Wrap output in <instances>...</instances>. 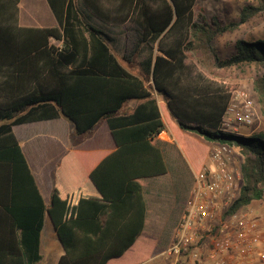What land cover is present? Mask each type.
<instances>
[{
	"label": "trees",
	"instance_id": "16d2710c",
	"mask_svg": "<svg viewBox=\"0 0 264 264\" xmlns=\"http://www.w3.org/2000/svg\"><path fill=\"white\" fill-rule=\"evenodd\" d=\"M196 1L47 0L57 25L27 27L19 23L20 0H0V264L40 260L46 211L64 251L57 264H105L121 256L144 227L139 179L167 173L154 141L165 122L191 164L194 145L185 137L200 145L205 156L207 146L198 136L240 148L241 187L228 211L263 196L264 132L243 136L225 131L223 116L235 86L209 77L201 67L260 66L254 90L264 103V28L256 39H236L227 57L220 58L213 46L217 35L263 11L264 0L243 6L237 20L225 23L196 13ZM86 14L122 27L120 58L114 38L93 26ZM135 60L142 75L123 65ZM151 91L162 95L176 127L165 114L163 120ZM131 99L141 102L121 113ZM58 116L68 119L78 136L92 133L105 120L116 145L89 173L93 186L79 216L60 214L57 182L45 205L12 129Z\"/></svg>",
	"mask_w": 264,
	"mask_h": 264
},
{
	"label": "crops",
	"instance_id": "0c3cea01",
	"mask_svg": "<svg viewBox=\"0 0 264 264\" xmlns=\"http://www.w3.org/2000/svg\"><path fill=\"white\" fill-rule=\"evenodd\" d=\"M50 10L49 23H44L39 20V18L32 12H35V5L29 0L25 4L24 10L26 14L22 16V4L21 0L19 2V23L22 26H33V27H48L56 26L57 20L47 2L44 0ZM78 2V0H76ZM43 3V2H42ZM44 9L46 7L42 4ZM86 19L92 24L89 18H93L100 22L104 27L111 29V37L114 38L113 48L116 53L117 58H120L123 50V30L121 26H112L109 24L102 23L98 19L85 15ZM22 18L25 22H21ZM93 25V24H92ZM94 26V25H93ZM137 63V61H136ZM134 63L123 62V65L130 71L142 75V71L138 64L137 67H132ZM129 67V68H128ZM152 95L156 98L161 115L164 120V114L169 117V123L173 126H177L174 118L170 115L168 108L166 106V101L161 94L156 91H151ZM141 102L137 99L128 100L121 108V113H130L136 107V105ZM128 104L125 108L124 106ZM165 122V121H164ZM73 124L63 116H58L53 119L38 120L33 122H26L14 125L12 127L13 132L19 142L22 152L27 160L29 168L34 176L40 194L42 195L43 201L46 206L51 203V195L54 190V186L58 185L59 188V199L58 207L60 214H66L69 216H79L80 212L86 209V196L90 195L89 192L91 187V181L89 179V173L97 166V164L103 160L110 152L115 150L116 145L110 133L109 127L106 121H102L95 130L84 136H78L74 131ZM182 132V131H181ZM196 137V136H195ZM155 143L160 147L164 160L167 165V161L164 156L162 145H167L174 143V138L169 131V125L165 122L164 130L159 133L155 139ZM68 152H72L71 156L64 160ZM185 154V152H184ZM186 156V154H185ZM207 160V156L204 162ZM58 172V175H57ZM168 172V167H167ZM193 173V180L194 174ZM162 176V175H159ZM157 177V176H154ZM146 177L139 179L142 185L143 196L146 205V213L144 220V227L140 234L136 237L134 242L129 246L121 256L109 259L105 264H130V259H134L136 253L139 251L136 246H138L139 241L143 237V231L146 229L151 230L152 225L156 221L158 206L156 198L153 196L146 195L144 190V184H142V179L154 178ZM193 187V186H192ZM191 196V193H190ZM189 196V198H190ZM109 199L104 198V204H106ZM249 205V204H248ZM257 210V209H256ZM262 209H258L256 212L260 214ZM126 219L127 214L125 212ZM182 215V214H181ZM181 218V217H180ZM262 229L264 230V215L260 219ZM131 232L134 230V224H132ZM46 230V239H43L44 232ZM130 232V231H129ZM174 234V232H173ZM173 238V235L169 242L164 248H166ZM40 244L39 252L41 251L47 253V255H53L54 260L52 264H57L59 257L63 254V248L58 240L56 227L51 219L48 211L44 214L43 226L40 231ZM55 240V241H54ZM58 244V245H57ZM162 248V249H164ZM161 249V250H162ZM159 250L153 258L161 251ZM151 257V258H152ZM159 263H162V259L157 258ZM38 260L37 262H39ZM36 263V262H35ZM34 264V263H33ZM139 264V263H137Z\"/></svg>",
	"mask_w": 264,
	"mask_h": 264
},
{
	"label": "rangeland",
	"instance_id": "374dc122",
	"mask_svg": "<svg viewBox=\"0 0 264 264\" xmlns=\"http://www.w3.org/2000/svg\"><path fill=\"white\" fill-rule=\"evenodd\" d=\"M30 1L35 5L36 9V11L32 13L36 15L41 22L49 23V18L52 16H50V10L46 2L44 0ZM28 2L29 0H21L22 16L26 14L24 6ZM42 4L45 5L46 10ZM247 4L257 5L258 2L257 0H197L194 10L196 13L201 10L207 19L217 17L225 23L237 20L242 7ZM89 20L100 30H104L107 33L111 32L110 28L104 27L95 19L89 18ZM21 22H25L23 18ZM263 28L264 10L250 17L247 22L241 24L237 29L217 35L213 41V46L220 58L227 57L232 53L236 39H256L260 37ZM133 63V65H130L132 69L137 67L136 60ZM201 69L209 77L217 81L235 86V88L245 89L254 100L255 118L253 122L250 124H242L239 121H230L225 131L243 136L249 135L250 132H264V103L258 100L254 90V79L260 75V66L253 63H246L239 66L212 68L211 70H207L203 67H201ZM127 105L128 104H126L124 108ZM233 124H238V126L235 127ZM196 138L207 146V160L205 162L203 161V158H206L204 150L200 145L192 142L190 137H185V139L194 145V148H191V154L194 157L195 163L192 162V164L189 162L184 154V150L175 139L174 143L162 145L164 156L167 161L168 172L162 176L141 180L142 184L145 186L144 190L146 195L148 194L150 197L153 196L156 198L158 211L156 221L152 225L151 230L147 229L146 226V229L143 231V237L139 241L138 246H136L139 248V251L136 253L134 259H130V264L159 263L158 259L152 256L164 248L173 235L191 193L194 170L197 171L201 169L204 164H210L209 153L214 145L225 144L210 143L201 136ZM225 145L229 148V156L233 164L240 166L242 161V152L240 148L235 145ZM244 209L249 210L253 216L260 220L261 216L264 215V192L260 199L253 200L249 205L244 206ZM256 209H262L261 213L258 214ZM46 236L45 230L43 239H46ZM41 253L42 259L34 264L53 263V255L48 256L44 251H41Z\"/></svg>",
	"mask_w": 264,
	"mask_h": 264
},
{
	"label": "built area",
	"instance_id": "2783aa9c",
	"mask_svg": "<svg viewBox=\"0 0 264 264\" xmlns=\"http://www.w3.org/2000/svg\"><path fill=\"white\" fill-rule=\"evenodd\" d=\"M254 118L253 98L243 88L233 89L224 126L230 121L250 124ZM229 152L225 144L214 145L210 164L194 174L191 196L171 243L155 256L162 259L161 264H264L260 220L244 207L228 211L241 187L240 166L233 164Z\"/></svg>",
	"mask_w": 264,
	"mask_h": 264
}]
</instances>
